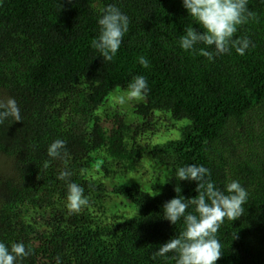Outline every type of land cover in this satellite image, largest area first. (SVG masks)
<instances>
[{"label": "trees", "instance_id": "16d2710c", "mask_svg": "<svg viewBox=\"0 0 264 264\" xmlns=\"http://www.w3.org/2000/svg\"><path fill=\"white\" fill-rule=\"evenodd\" d=\"M110 4L130 25L104 62L92 41ZM248 7L255 18L235 37L255 46L210 62L179 47L185 27L200 30L182 0H0V110L14 100L22 118L0 123V242L31 250L18 264H175L153 253L184 227L163 217L165 202L198 196L177 175L187 164L209 168L220 189L238 180L249 193L244 213L219 229L216 264H264V0ZM137 75L149 92L133 113L119 104L99 113ZM174 128L179 137L144 143ZM57 139L66 150L53 160ZM148 163L159 166L150 183L108 187ZM65 170L89 200L79 213L57 179ZM113 195L135 212L114 211Z\"/></svg>", "mask_w": 264, "mask_h": 264}, {"label": "clouds", "instance_id": "9594fccd", "mask_svg": "<svg viewBox=\"0 0 264 264\" xmlns=\"http://www.w3.org/2000/svg\"><path fill=\"white\" fill-rule=\"evenodd\" d=\"M249 0H182V6L195 21V25L184 28L179 38V47L185 52L206 57L214 61L217 56L230 54L232 49L243 56L255 45L248 37L236 38L240 26L255 18L248 7ZM99 34L92 41L103 61H112L117 55L125 34L129 31L130 19L115 5H108L98 19ZM203 45V47H198ZM211 49V50H210ZM139 63L148 67L149 61L141 56ZM149 92L148 81L143 75H137L127 85V91L116 98L119 105L142 99ZM12 118L21 121L20 109L14 100H10L0 110V123ZM66 150V141L54 140L47 147L51 159L60 157ZM68 170L61 171L57 179L65 181L67 187V208L70 213H79L89 204L85 189L73 182ZM179 180L196 182L198 196L186 199L179 195L165 202L163 217L172 225L183 220V230L176 238H171L153 253V259L166 258L169 253L175 255V264H216L222 256V245L218 232L225 218L234 221L244 213L243 205L249 199L247 189L238 180L228 182L223 189L211 179V170L203 165L187 164L177 173ZM159 193H155L157 195ZM194 206L193 211H187ZM30 249L22 242L10 246L0 242V264H18L30 255ZM60 264V261H57Z\"/></svg>", "mask_w": 264, "mask_h": 264}, {"label": "rangeland", "instance_id": "374dc122", "mask_svg": "<svg viewBox=\"0 0 264 264\" xmlns=\"http://www.w3.org/2000/svg\"><path fill=\"white\" fill-rule=\"evenodd\" d=\"M125 93V91H120L118 93H116L115 95L112 96L111 98V101L110 103L107 105H105L100 111L99 113L103 114V111L111 106H115L117 105L118 103L116 102V98L118 95L120 94H123ZM138 100H133V101H130L124 105H120L122 106L123 108L127 109V112L128 114H132L133 113V108H134V104L137 102ZM162 116L164 117L165 120L167 115L165 114H162ZM164 120V122H165ZM167 128V127H164L162 129V131ZM161 131V132H162ZM161 135H159L158 137H149L148 139L144 140V143L146 144V146L148 148H151L152 145L155 143V141H158V140H164L163 138L166 137H172V138H177L179 137V132H178V129L174 128L170 131H168L166 133V131L160 133ZM0 162L3 163L4 161L0 159ZM147 163V162H146ZM155 165H152L150 163L148 164H145L143 165V167L141 168V170H139L138 172H131L130 174H128L129 176L127 178H125L124 176H122L121 174H118L114 179H111V181L108 182V187L109 188H112L116 183L115 182H120L122 181L123 179H126V180H132L134 178H137L139 179L142 183H150L151 179H153V171L157 170V168L159 166H156L154 167ZM97 176L101 175V174H96ZM111 182V183H110ZM113 198L115 199V201L113 203L110 204V206L113 207V210H120V208H123V211L126 213H131L133 214L135 212V209L132 208V206L130 205L129 202H127L125 199H123L122 197L120 196H116V195H113ZM124 201L125 204L123 205L121 202Z\"/></svg>", "mask_w": 264, "mask_h": 264}]
</instances>
